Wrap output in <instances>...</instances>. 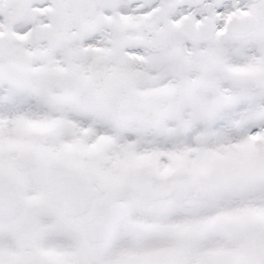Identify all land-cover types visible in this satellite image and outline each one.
Here are the masks:
<instances>
[{
    "label": "snow or ice",
    "instance_id": "6c2138e0",
    "mask_svg": "<svg viewBox=\"0 0 264 264\" xmlns=\"http://www.w3.org/2000/svg\"><path fill=\"white\" fill-rule=\"evenodd\" d=\"M0 264H264V0H0Z\"/></svg>",
    "mask_w": 264,
    "mask_h": 264
}]
</instances>
